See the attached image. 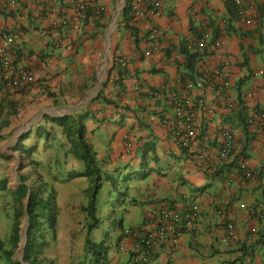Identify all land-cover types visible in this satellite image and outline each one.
Returning <instances> with one entry per match:
<instances>
[{"label": "crops", "instance_id": "crops-1", "mask_svg": "<svg viewBox=\"0 0 264 264\" xmlns=\"http://www.w3.org/2000/svg\"><path fill=\"white\" fill-rule=\"evenodd\" d=\"M114 1L98 0L102 17L92 10L78 17L73 0H0V38H12L15 64L35 76L22 90L0 86V181L16 178L21 158L30 154L28 160L42 165L49 186L59 190L55 199L62 212L44 253L53 264H135L137 239L126 231L140 228L152 208L185 212L192 203L200 211L196 231L165 244L146 264H264V0H246L259 13L251 25L233 15V0H160L161 16L154 23L163 40L149 57L143 56L144 24L132 20L126 27L119 19L112 26ZM47 6L66 20L54 32L48 31L55 16L43 11ZM204 29L222 43L210 50L207 69L227 70L230 86L220 89L236 107L227 109L225 97L206 86L194 89L193 99L205 104L194 108L197 138L179 148L170 138L172 108L153 92L190 74L180 48L195 53ZM115 51L128 60L127 76L113 64ZM197 63L198 57L194 69ZM78 116H85L84 140L102 177L110 178L96 196L98 224L90 231L83 210L89 180L67 181L85 166L71 153L59 124ZM234 127L240 131L234 152L222 161L221 133ZM242 164L249 178L240 171ZM57 169L62 180L52 176ZM130 169L137 176L117 205L118 215L107 199L99 213L102 192L117 190L112 185ZM7 188L15 190L9 182ZM87 241L100 247L87 253Z\"/></svg>", "mask_w": 264, "mask_h": 264}, {"label": "built area", "instance_id": "built-area-1", "mask_svg": "<svg viewBox=\"0 0 264 264\" xmlns=\"http://www.w3.org/2000/svg\"><path fill=\"white\" fill-rule=\"evenodd\" d=\"M233 3L236 7L237 19L241 22L251 25L258 17V9L251 1L233 0ZM72 6L78 17L83 16L87 10H92L98 17L103 15V8L97 0H73ZM43 11L55 16L49 23V32H54L58 27L66 24L65 18L57 8L47 6L43 7ZM130 11L134 22L145 25L146 50L143 52V56L149 57L158 53L163 40V32L155 25L154 19L161 16V1L131 0ZM12 45V38L7 36L0 38V86L6 89L22 90L35 82V76L30 69L18 67L15 64L16 50ZM221 45L219 39H212L209 30L201 31L194 47V52L198 53V63L193 75L199 79L194 80L188 75H183L176 80L175 84L164 85L153 92L155 97L166 100L172 108V116L169 120L170 138L179 148H187L197 138L194 108L203 107L205 104L203 99H193L191 93L194 89H203L206 86L217 97H225L223 101L227 109L236 107L235 103L226 98L225 93L220 89V87L229 88L230 86L229 81L225 80L227 70L223 68L207 69L210 50H216ZM113 64L127 76L128 60L120 51L113 53ZM206 111L209 114L213 113L210 108H206ZM260 117L264 118V115H260ZM239 132L236 127L222 131V145L219 149V157L222 161L229 159L233 154ZM205 156L206 152L203 151L201 158ZM240 171L247 178L251 176L243 164ZM199 221L200 211L194 203L187 207L185 212H179L166 206L152 208L147 212L140 228L126 231L127 236L137 239V245L132 255L133 263H148L165 244L175 245L185 232L196 231ZM228 234L230 237L233 235L232 226L228 227ZM262 238L264 240V233Z\"/></svg>", "mask_w": 264, "mask_h": 264}, {"label": "trees", "instance_id": "trees-1", "mask_svg": "<svg viewBox=\"0 0 264 264\" xmlns=\"http://www.w3.org/2000/svg\"><path fill=\"white\" fill-rule=\"evenodd\" d=\"M130 2L131 0H126L125 8L120 16V23H123L126 27L132 21ZM233 15L237 18L236 9H234ZM131 31L135 32L133 29ZM180 52L186 58V69L188 73L190 71L188 76L191 77L194 73L193 65L198 55L191 53L187 47L180 48ZM100 97L101 95H98L97 98ZM84 119L85 116L64 117L60 119L59 124L63 127L67 139H69L71 153L75 158L83 162L85 166V170L82 173L69 175L67 181L78 177H86L89 180V187L85 193L87 204L83 210L87 213L89 219L88 229L90 231L98 224L96 218V196L102 182L108 181L110 178L102 177L91 149L84 140L82 124ZM26 156L28 165L33 168V178L31 180L26 175L18 176L20 185L14 191L8 190L6 179L0 181V193L11 196L12 218L14 220L7 242L0 237V264H53L44 256V253L49 245V240L54 239L58 214L55 201L56 193L44 179L41 173L42 165L30 160V158L28 160L30 154ZM25 211L28 214V224L23 249V261L20 262L14 258V252L20 240L19 223L23 220ZM85 246L87 253L100 247L90 241H87Z\"/></svg>", "mask_w": 264, "mask_h": 264}, {"label": "rangeland", "instance_id": "rangeland-1", "mask_svg": "<svg viewBox=\"0 0 264 264\" xmlns=\"http://www.w3.org/2000/svg\"><path fill=\"white\" fill-rule=\"evenodd\" d=\"M121 1L122 0H115L113 5L111 6V9H112V12H115L117 11V9L119 8L120 4H121ZM111 19H112V15H110L108 17V21H107V26L111 23ZM120 17L117 19V22L119 21ZM21 164H20V169H18L19 171H17V175L20 176V175H26L30 180L33 178V173H32V170L33 168L31 166L28 165V161L26 159L25 156H23L21 158ZM55 175L53 174L52 176H57L59 179L58 180H62L61 179V176H59L58 174H60V170L57 169V171L55 170ZM129 174H126L124 177H120L116 183L112 186H114L117 190L109 193L108 191L102 192L101 196H100V199H99V213H101V210H102V206L103 202L107 200H110V206H111V210L110 211H113L115 210V214L118 215V213L116 212L117 208H118V204H121V202L123 200H125V198L127 197V190H126V187L129 186V184L135 180V177L137 175H135L134 172H132V169L129 170ZM41 173L44 177V179H46V181L49 183V178L45 176L44 172H43V169L41 168ZM51 173V171H49V174ZM47 175V174H46ZM18 176L15 178V177H8L6 179L7 182H9V185L11 186L10 189H15L18 187L19 185V179H18ZM29 183V181H28ZM66 184V182H65ZM63 184V185H65ZM56 192V190H55ZM59 190L56 192V195H55V198L57 199L56 196H58ZM110 194H111V197H110ZM109 196V197H108ZM55 199V201H56ZM56 207L57 208V213H61V207L59 206V204L57 203L56 201ZM25 214H26V211H25ZM58 216V214H57ZM112 216V212H110L109 216H105L104 219L108 220L110 219ZM106 222V221H105ZM16 223V222H15ZM14 225V220L12 218V199H11V196L10 195H6V194H1L0 193V237L2 240H4L5 242H7L8 240V237L9 235L11 234V229H12V226ZM20 225V232L21 233V227L23 225V220L21 221V223H19ZM104 230L106 232H110L111 228H110V225L109 226H105L104 227ZM23 256V252L20 248V245L18 243L17 245V249H15V252H14V258L16 260L19 261L20 257Z\"/></svg>", "mask_w": 264, "mask_h": 264}, {"label": "water", "instance_id": "water-1", "mask_svg": "<svg viewBox=\"0 0 264 264\" xmlns=\"http://www.w3.org/2000/svg\"><path fill=\"white\" fill-rule=\"evenodd\" d=\"M125 4H126V0H122L119 8L117 9V11L115 12V15L113 17L112 26L115 25L116 20L121 16V13H122V11L125 8ZM106 64L107 63H105V66H106ZM103 73H104V69L101 71V75ZM97 87H98V90L101 88V81H98ZM98 92L99 91H97L96 94H98ZM27 224H28V214L26 213L24 218H23V225L21 227L20 240H19V245H20V248H21L22 252H23V249H24V246H25ZM19 261L20 262L23 261V256L20 257Z\"/></svg>", "mask_w": 264, "mask_h": 264}]
</instances>
